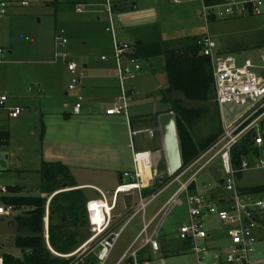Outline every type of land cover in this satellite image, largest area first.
Returning a JSON list of instances; mask_svg holds the SVG:
<instances>
[{
	"label": "rangeland",
	"instance_id": "rangeland-1",
	"mask_svg": "<svg viewBox=\"0 0 264 264\" xmlns=\"http://www.w3.org/2000/svg\"><path fill=\"white\" fill-rule=\"evenodd\" d=\"M10 1L14 3L12 5L15 8L10 12L12 13L10 15H13L10 17L13 19L10 26L0 27V46L7 52L4 60L0 63V93L7 92L10 95V103L20 105L23 111L8 127L10 135L8 144L2 145L0 148V183L7 186H23V195L41 194L47 197L48 203L56 192L48 193L42 190L47 177L40 174L39 170L43 161H53L55 159L47 156V151L52 150V147H44L43 144L44 124L51 117L48 115L49 111H47L49 103L61 104L69 83V76L62 62L53 63L54 38L58 30L65 29L69 40L68 48L71 58L79 65V71L86 59H94L103 52L111 51V48L113 50V47H110L111 34L106 31L109 19L107 13L102 15L100 20L98 19L95 10L103 9L99 6L91 8L87 5L84 11H76V0ZM145 1L150 8L149 10H151L146 14L149 24L141 30L146 39H157L162 36L165 39H173L177 42V40L186 37L187 34L195 35L200 30L204 33L208 29L223 53L233 54L239 63L250 59L257 66H264V15L218 19L207 25L201 14V0H182L180 4L174 3L172 0H158L159 6L154 10H152L153 2L151 0ZM116 15L117 12L114 11L116 31L119 33L121 29L117 24ZM119 23L122 26V31L127 33L139 31L134 27H124L125 23L121 18ZM12 46H14V53L10 54V50H13ZM153 59L156 61L154 70L152 69L151 59L137 60L144 69L141 76L147 73L146 81L157 79L160 84L165 82L164 84L167 83L166 86H168L169 76L165 55L161 54ZM256 71L261 70L257 67ZM131 80L126 81V84H129ZM185 104L195 107L206 106L210 110V113L199 122L195 134L197 131L201 138H205L219 129L215 100L209 102L187 100ZM262 119H264V116ZM198 135L196 134L197 138L200 139ZM161 166H163V171L159 179L160 182L169 174L168 167H165L163 163ZM213 168L217 175H221L220 166ZM85 176L92 179L94 173H86ZM71 179L69 175L63 177L62 174H58L55 177V184L61 188L60 190H65L63 184ZM199 181L201 187L205 184H211L214 193L221 196L226 195L209 172L204 171L200 174ZM238 184L242 189L264 185V168L252 169L242 173L238 178ZM175 189L176 187H172L162 193L149 207H155L165 202ZM82 192L86 200L100 197L93 189H85ZM108 197L109 200L112 199V195ZM261 197L264 199V191L261 193ZM125 209V204L120 199L117 210L123 211ZM141 219L142 215L139 214L128 223L105 264L116 263L126 249V239L129 235L135 233ZM187 220L188 212L185 197L181 196L164 213L162 236L172 246V252L165 258V264L211 263L215 259L217 249L229 243L227 228L213 215L204 218L206 228L211 234V237L206 241L210 250L205 255V263H199L196 254L188 251L177 252L178 247L182 244L177 236L178 229ZM50 224L58 227L60 225L59 217L56 216L53 220L50 219ZM64 230L77 233V237H79L77 248L83 244H81L83 240L93 233L88 222L86 224H66ZM16 235V223H9L7 218L0 217V257L4 252L16 256L22 255L15 244ZM44 235L46 247L49 251L55 256H63L60 253L57 254L58 252L54 249L55 252L50 249L45 231ZM259 236L258 249L252 254L254 264L264 262L259 261L264 258V230ZM57 242L58 244L61 243L60 236L57 237ZM222 260L224 261L223 257ZM83 264H100L96 258L95 244L90 245Z\"/></svg>",
	"mask_w": 264,
	"mask_h": 264
},
{
	"label": "built area",
	"instance_id": "built-area-1",
	"mask_svg": "<svg viewBox=\"0 0 264 264\" xmlns=\"http://www.w3.org/2000/svg\"><path fill=\"white\" fill-rule=\"evenodd\" d=\"M174 1L180 2V0ZM201 1V14L207 25L218 19L264 15V0H221L213 3ZM12 4L10 0H0V20L9 14ZM84 6L85 3L79 2L76 4V9L80 11ZM103 6L109 19L107 30L112 38L116 75L120 88L115 103L106 109V113L123 115L130 122V106L134 100L135 91L128 89L126 81L135 79L142 67L137 60L131 58L133 43L123 41L117 35L114 3L112 0H104ZM68 44L65 29L58 30L54 38V60H62L65 63L71 73L69 88L75 89L80 82L79 65L70 57ZM197 44L202 47L203 53L210 57L213 67L215 101L219 106L222 120V131L219 137L192 162L182 165L175 174L169 172L168 176L171 178L149 195L143 193L145 183L141 160L139 155L135 154L133 173L123 174L130 177L131 181L116 187L111 200H109L108 192L97 189L100 197L87 202L88 224L93 233L73 252L60 254L66 258H74L70 264H82L90 245L94 244L97 260L100 264H105L128 223L138 214L144 218L149 205L172 187L176 189L154 217V227H152L154 220H144L142 230L121 254L116 264H152L150 260L141 258L140 252L148 246L155 251H160L161 245L156 236L162 227L165 210L181 196L185 197L188 220L179 227L177 236L179 240L186 243L188 252L197 255L199 263H205V255L210 250L206 241L211 234L206 228L204 218L213 215L227 228L229 243L217 249L215 259L209 264H254L252 254L255 253L259 240L258 231L264 227V199L261 197L262 192L242 189L238 184V178L248 170L264 168V130L260 124L264 116V66H257L250 59L239 63L233 54L221 53L208 29L199 36ZM6 53L5 49L0 47V63L4 60ZM105 58L103 56V59ZM257 67L261 71L257 72ZM225 104L242 109L228 120L223 109ZM22 111L23 108L20 105L10 103V95L7 92L0 93V135L8 131L12 121L17 119ZM73 111L75 113L82 111L81 99L75 103ZM248 136H251L253 149L236 164L232 155L233 149ZM5 141L0 137V148ZM216 166H220L221 175H217L213 170ZM204 171L215 178L226 195L214 193L211 184L201 187L199 176ZM222 180L224 183L221 182ZM135 190L139 194L137 206L122 225L115 227L114 212L117 208L118 195ZM9 195L11 193L8 186L0 183V217L11 221L17 215L25 214L29 208L17 207L6 202L5 197ZM97 201L103 202L100 221L97 209L92 206ZM44 230L47 243L54 251L49 241L50 201L46 205ZM0 264H3L2 257H0ZM255 264H264V262Z\"/></svg>",
	"mask_w": 264,
	"mask_h": 264
},
{
	"label": "crops",
	"instance_id": "crops-1",
	"mask_svg": "<svg viewBox=\"0 0 264 264\" xmlns=\"http://www.w3.org/2000/svg\"><path fill=\"white\" fill-rule=\"evenodd\" d=\"M102 1L104 0H76V4L79 2L85 3L82 10L78 11L76 9V11H84L87 5L91 8L102 7V10H95L97 13L95 14L98 15V19L100 20L102 15H106ZM172 1L177 4L182 2V0L180 2ZM112 2L117 12V24L121 29L119 33L117 31V35L121 40L129 43H135L139 40L142 43L171 40L165 39L162 36L149 40L143 35L142 28L149 24L146 14L151 11L145 0H112ZM151 2H153L152 10L159 6L158 0H151ZM10 7L9 14L0 20L1 28L10 26L13 19L10 17L13 16L10 15L12 14L10 12L15 8L14 5ZM119 17L124 21V27H134L139 31L135 33H131L132 31L129 33L122 31ZM106 31H108L107 28ZM202 33L203 31L200 30L195 35L187 34L186 36H196ZM111 43L110 47H112ZM12 48L13 50H10V54L14 53V46ZM133 51L134 47L131 54H133ZM103 56L106 58L103 59ZM154 57L156 56L149 58L151 59L153 70L156 67ZM134 60H138V58H134ZM59 61L62 62L68 73L69 83L67 91L64 93L65 96L61 100L62 103L56 104L50 102L47 108V111H49L48 115L51 117L44 124L43 144L44 147H52V150L47 151V156L55 160L43 162H59L66 167L68 175L72 178V184L75 186L68 187L67 185L69 184L66 182L63 184V186H66L65 190L82 189L84 191L85 189H93L99 194L97 189H101L104 192H108V196H110L113 195V191L120 184L131 181L130 177L123 174L125 172L133 173L134 155L138 154L141 160V170L151 172L147 183L144 185L143 193L146 192L147 195L151 194L155 183L160 182L159 179L163 171L162 163L165 167H168L166 146L160 122L162 114L171 112L170 104L163 101L161 93V90L167 87V83L160 84L157 79L146 81L147 73L141 76L144 72L141 65L140 75H137L134 80L126 84L128 89L135 91V97L130 106V122H128L123 115H108L106 113V109L115 103L120 93L112 48L111 51L103 52L94 59H86L84 61L81 70L78 71L80 82L75 89L69 88L71 73L68 71L65 63L62 60H53V63ZM42 92L44 93L43 89ZM80 99L82 111L75 113L73 107ZM86 173H94V177L88 179L85 176ZM120 199L125 204L126 209L123 211L117 210ZM138 201L139 194L137 190L118 195L117 208L114 212L115 227H118V225H121L125 221L127 216L137 206ZM165 202L148 208L145 217H142L135 233L129 235L126 239V249L142 230L144 220H154V217ZM154 225L155 220L152 227ZM162 227L156 236L161 245L160 251H155L151 246H148L140 252V257L150 260L152 264H165V258L172 252L171 244L162 236ZM263 230L264 227L258 231V235ZM258 243L259 240L256 251ZM181 251H187L184 242L178 247L177 252ZM259 261H264V258H261Z\"/></svg>",
	"mask_w": 264,
	"mask_h": 264
},
{
	"label": "trees",
	"instance_id": "trees-1",
	"mask_svg": "<svg viewBox=\"0 0 264 264\" xmlns=\"http://www.w3.org/2000/svg\"><path fill=\"white\" fill-rule=\"evenodd\" d=\"M221 0H206L213 3ZM200 35L186 36L182 39L154 41L149 43H133L134 51L131 58L149 59L153 56L165 55L169 84L161 90L163 101L170 104L171 111L175 113L178 133L181 143L183 165L192 162L203 150L209 147L222 131V120L217 105V118L219 129L207 137L197 138L195 129L210 110L206 106H188L185 101L209 102L215 100L214 76L211 59L197 44ZM223 53V51H220ZM264 130V119L260 122ZM0 137L7 142L10 139L9 131L2 132ZM253 149L251 136H248L233 149V159L237 164ZM40 174L46 175L47 180L42 190L55 193L50 200V219L59 217L60 225L50 224V242L55 251L60 254H69L78 247V238L75 231L64 230L66 224H86L88 222L86 200L82 189L60 190L55 184V177L62 174L68 176L66 167L59 162H43ZM70 177V176H69ZM171 176L164 177L161 182L155 183L152 192L157 191ZM68 187H74L72 181H67ZM65 184V183H64ZM11 195L5 201L17 207H27L31 213L19 214L14 222L17 225L15 244L22 252L16 256L9 252L2 255L3 264H70L74 258L53 255L46 247L44 235V216L46 213L47 197L39 195H23L24 187L20 185L8 186ZM195 188V185H193ZM252 192H263L264 185L247 188ZM58 191V192H57ZM144 195H147L144 192ZM61 243L58 244L57 237ZM90 237V236H89ZM88 237V238H89ZM88 238L81 242L84 243ZM185 247L187 246L186 243ZM83 264V263H82Z\"/></svg>",
	"mask_w": 264,
	"mask_h": 264
},
{
	"label": "water",
	"instance_id": "water-1",
	"mask_svg": "<svg viewBox=\"0 0 264 264\" xmlns=\"http://www.w3.org/2000/svg\"><path fill=\"white\" fill-rule=\"evenodd\" d=\"M141 44L142 41H137ZM264 74V72H263ZM224 112L228 120H230L234 115L241 111V107L225 104L223 106ZM161 127L163 131L165 148L167 154L168 168L170 174H175L183 165L181 143L178 133L177 121L174 112L164 113L160 116ZM4 145L8 144L7 141L3 142ZM224 183V180L221 181ZM66 188V186H64ZM31 210L25 213H31ZM15 224L14 220L9 221V223Z\"/></svg>",
	"mask_w": 264,
	"mask_h": 264
},
{
	"label": "bare ground",
	"instance_id": "bare-ground-1",
	"mask_svg": "<svg viewBox=\"0 0 264 264\" xmlns=\"http://www.w3.org/2000/svg\"><path fill=\"white\" fill-rule=\"evenodd\" d=\"M150 171L148 170H142V175H143V179H144V183H147L148 181V178L150 177ZM103 202L101 201H97L95 203L92 204V206L97 209V213L100 215V219L99 221L101 220L102 218V208H101V205H102Z\"/></svg>",
	"mask_w": 264,
	"mask_h": 264
}]
</instances>
